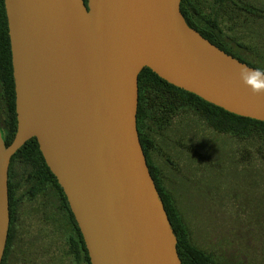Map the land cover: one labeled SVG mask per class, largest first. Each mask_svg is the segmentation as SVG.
<instances>
[{
	"label": "water",
	"instance_id": "95a60500",
	"mask_svg": "<svg viewBox=\"0 0 264 264\" xmlns=\"http://www.w3.org/2000/svg\"><path fill=\"white\" fill-rule=\"evenodd\" d=\"M182 0H4L17 132L0 127V264L10 228L9 169L36 138L68 199L91 264H182L140 141L139 74L264 122L251 67L190 27Z\"/></svg>",
	"mask_w": 264,
	"mask_h": 264
},
{
	"label": "rangeland",
	"instance_id": "374dc122",
	"mask_svg": "<svg viewBox=\"0 0 264 264\" xmlns=\"http://www.w3.org/2000/svg\"><path fill=\"white\" fill-rule=\"evenodd\" d=\"M196 1L204 14H219L214 0ZM255 1L264 4V0ZM219 21L227 35L251 47V60L264 61L258 52H264V19L243 12L232 20L220 14ZM158 133L153 161L182 213L192 242L216 256L231 251L230 241L236 249L251 241L252 249L264 253V164L250 142L218 132L188 107L179 109ZM24 177L22 173L16 190L17 244L23 253L14 264H50L46 240L53 227L48 220L60 215L65 220L66 214L57 210L47 191L34 197L27 194ZM68 235L64 229V249ZM59 259L64 260L54 264H74L64 256Z\"/></svg>",
	"mask_w": 264,
	"mask_h": 264
},
{
	"label": "trees",
	"instance_id": "16d2710c",
	"mask_svg": "<svg viewBox=\"0 0 264 264\" xmlns=\"http://www.w3.org/2000/svg\"><path fill=\"white\" fill-rule=\"evenodd\" d=\"M87 1V0H85ZM260 1V0H258ZM220 10L219 14L212 17L206 15L200 9L196 0H182L181 12L187 24L197 30L211 43L224 50L226 53L247 63L254 68H264V61L260 63L250 59L253 50L247 44L240 42L237 38L227 35L220 25L219 15L225 14L230 20L236 19L240 13L248 17L264 19V4L255 0H214ZM264 50V49H262ZM260 52L264 58V52ZM248 55V56H247ZM139 104L137 113V126L140 141L147 159L150 173L156 183L157 189L162 197L170 222L178 239L177 249L182 264H264V253L262 250L252 249L253 244L249 241L245 248H237L230 241L232 249L229 253L220 256L197 247L191 239L188 226L179 210L171 192L166 188L159 167L153 161V154L157 150L158 132L170 121L176 112L188 107L204 117L218 132L228 134L243 141L250 142L254 154L264 164V122L255 119L241 117L215 106L199 96L178 88L160 78L150 68H144L139 74ZM0 88L3 108L0 111V127L3 138L9 146L17 132L16 92L13 76L12 52L9 36L8 18L5 2L0 0ZM3 112L4 114H2ZM4 115V117H3ZM250 156L251 150L248 149ZM25 174V181L29 186L27 194L34 197L40 193H49L58 211L63 210L66 218L60 215L58 218L48 220V225L55 229L59 226L62 243L59 244L60 251L56 255L48 257V263L54 264L64 259L69 263L74 257L75 264H91L88 250L70 208L66 194L60 186L56 176L48 167L40 150L36 138L27 141L11 159L9 169V202H10V228L4 258L1 264H14L23 253V249L17 244L18 241V219H17V183L20 170ZM58 216V215H57ZM68 232L66 249L63 243V231ZM46 240V250L54 248V241H50L52 232L49 230ZM51 246V247H50ZM250 248V249H247ZM58 259V260H57ZM10 262V263H9Z\"/></svg>",
	"mask_w": 264,
	"mask_h": 264
},
{
	"label": "clouds",
	"instance_id": "9594fccd",
	"mask_svg": "<svg viewBox=\"0 0 264 264\" xmlns=\"http://www.w3.org/2000/svg\"><path fill=\"white\" fill-rule=\"evenodd\" d=\"M240 77L252 96L264 98V68L241 67Z\"/></svg>",
	"mask_w": 264,
	"mask_h": 264
},
{
	"label": "flooded vegetation",
	"instance_id": "af4514ba",
	"mask_svg": "<svg viewBox=\"0 0 264 264\" xmlns=\"http://www.w3.org/2000/svg\"><path fill=\"white\" fill-rule=\"evenodd\" d=\"M1 88H0V111L3 109L4 110V108H3V106H4V104H3V101H2V98H1ZM2 128V127H1ZM3 130V129H2ZM50 241H54L55 243H54V248H51V250H50V252L48 253V250H49V248L46 250V254L50 257V255L52 254V255H56L59 251H60V248H59V244H61L62 243V237H61V232H60V229H59V226L57 225V226H55V229L53 230V233H52V235H51V237H50ZM51 247V246H50ZM87 248V247H86ZM71 260H73L74 259V257H71L70 258ZM13 260H15V258L13 257L12 259H11V263H13ZM10 263V262H9ZM10 263V264H11ZM75 264V263H74ZM85 264H87L86 262H85Z\"/></svg>",
	"mask_w": 264,
	"mask_h": 264
}]
</instances>
